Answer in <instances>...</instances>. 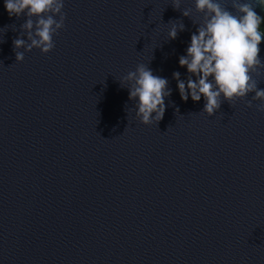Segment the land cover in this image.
Segmentation results:
<instances>
[{"label":"water","instance_id":"water-1","mask_svg":"<svg viewBox=\"0 0 264 264\" xmlns=\"http://www.w3.org/2000/svg\"><path fill=\"white\" fill-rule=\"evenodd\" d=\"M264 0H0V264H264Z\"/></svg>","mask_w":264,"mask_h":264},{"label":"trees","instance_id":"trees-1","mask_svg":"<svg viewBox=\"0 0 264 264\" xmlns=\"http://www.w3.org/2000/svg\"><path fill=\"white\" fill-rule=\"evenodd\" d=\"M258 28L260 31L264 32V18L260 21Z\"/></svg>","mask_w":264,"mask_h":264}]
</instances>
